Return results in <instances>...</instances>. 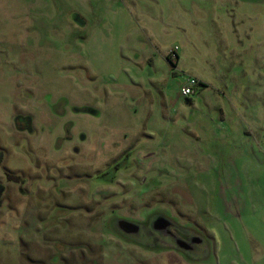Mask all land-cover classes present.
<instances>
[{"label":"rangeland","instance_id":"1","mask_svg":"<svg viewBox=\"0 0 264 264\" xmlns=\"http://www.w3.org/2000/svg\"><path fill=\"white\" fill-rule=\"evenodd\" d=\"M245 47L260 90L233 116L220 70ZM263 82L264 0H0V264H264ZM155 212L187 248L121 227Z\"/></svg>","mask_w":264,"mask_h":264},{"label":"crops","instance_id":"2","mask_svg":"<svg viewBox=\"0 0 264 264\" xmlns=\"http://www.w3.org/2000/svg\"><path fill=\"white\" fill-rule=\"evenodd\" d=\"M94 1L95 0H90V7H91V3L94 4ZM98 1H100V0H98ZM101 6H102V4H101ZM101 6H99V7H101ZM74 14H77L79 16V19L82 20V21H80L81 23L76 20V17H74ZM74 14H73V18H74L73 20L75 21L74 23L76 25H82V26H86L87 25V21L84 19V17L82 15L79 14V12H75ZM211 21H213V20H211ZM104 23H103V25H104ZM120 25H122V22H121ZM236 35H234V36L238 37V35L237 36ZM235 37L229 36V41L232 40L233 43H234V38ZM246 37L248 39H250L248 36H246ZM238 39H239V37H238ZM229 43H231V42H229ZM231 45L228 44L229 48H233L234 47L233 45L232 46ZM248 50L249 49L245 47L244 52L245 51L246 52L245 53L243 52L244 55L238 54V55H241V56L236 58L241 63L240 64L241 68L239 67V71L238 72H235V73L232 72V68H228L229 69V73H226V72H223V70H220V76H221L220 80L222 81L221 82L222 85H223L222 87L225 88L226 92H228V93H226V95L228 94L227 98L230 101V104L232 106V109L230 110V114L233 115V116H234V114L242 115L244 113V108L250 105V101L249 100H251L252 97H249V96H252V94H254L252 92H255L256 94L253 95L254 100H255V97H258V92H259L258 90H260V88H256L257 86L255 87L254 85H252V88H250V86L246 83L248 81V79L246 78L245 75H249V72L251 71V69L249 70V62L247 60H249V59L251 60V58H253L252 55H251V52L249 53ZM243 59L246 60V62H248V63H244V66L242 65V62H241V60H243ZM152 62H153V60H151V65H152ZM210 66H211V64H210ZM251 72L253 74V71H251ZM236 73L242 74L243 78H238L237 79V77H236L237 74ZM191 76L196 77L199 81L204 82L206 84V86L205 85L204 86H200V88L195 89L194 94H196L197 92H200V90L202 91L203 88H205V87L206 88L211 87L212 83L209 80L210 79L209 78L210 74L208 72H206V70H205V72H202V73L198 74L196 71H194V68H192ZM238 76H240V75H238ZM224 80H225V82H224ZM252 81L250 83H252ZM262 84H264V82ZM218 92H220V90H218ZM195 104H196L195 99L190 97V102L188 103V106H190L191 108H195L194 107ZM219 104H220V102L218 103V105L215 104L214 107H215V109L219 110L220 113H221V119L220 120L224 121V120H226L227 115H226V112L221 107L222 104H220V105Z\"/></svg>","mask_w":264,"mask_h":264},{"label":"trees","instance_id":"3","mask_svg":"<svg viewBox=\"0 0 264 264\" xmlns=\"http://www.w3.org/2000/svg\"><path fill=\"white\" fill-rule=\"evenodd\" d=\"M74 17H76V20L77 21H82V20H80L79 19V16L77 15V14H74ZM81 23V22H80ZM178 47V46H177ZM178 49H179V47H178ZM170 55V54H169ZM179 58V54H178V51H177V57H176V60ZM168 59L169 60H171V61H173L174 60V58H172L171 56H169L168 57ZM173 59V60H172ZM196 78V77H195ZM197 79V78H196ZM198 80V79H197ZM206 86V84L204 83V82H201V81H199L198 80V84H197V86L195 87V89H197V88H199L200 86ZM195 89H194V91H195ZM185 98V97H184ZM185 99H187V100H190V97H188V98H185ZM73 109L75 110V111H77V112H90V113H92V114H94V115H99L100 114V111L99 110H97V109H94V108H92V107H77V106H75V107H73ZM15 122H16V126H17V128L19 129V130H22V131H24V130H28V131H32V128H33V126H32V117L31 116H29V115H21V114H19V115H17L16 117H15ZM128 158V157H127ZM126 158V159H127ZM118 165H119V163H118ZM117 164H114V165H112L111 167H109L107 170H105V171H103L102 173H100L99 175H98V177L99 178H101V179H104V181H106V182H108V183H111V182H114L115 181V179H116V176H117V173L119 172V171H121L123 168H121V166L119 165L118 166ZM3 189V186L2 185H0V195L2 194V190Z\"/></svg>","mask_w":264,"mask_h":264},{"label":"water","instance_id":"4","mask_svg":"<svg viewBox=\"0 0 264 264\" xmlns=\"http://www.w3.org/2000/svg\"><path fill=\"white\" fill-rule=\"evenodd\" d=\"M153 227L157 225V230L156 233L158 236L161 234L164 235V238H174L177 237L178 242L176 243H167L165 246H171V247H176L177 249L181 248H187L188 245L190 244L189 242L187 243L185 240L180 237V228L175 227L173 223L170 221V219L167 216L164 215H158L153 219ZM141 226V225H140ZM139 224H136L135 222H130V221H123L121 222V227L130 233H136L140 229ZM179 235V236H177ZM180 246V247H179Z\"/></svg>","mask_w":264,"mask_h":264},{"label":"flooded vegetation","instance_id":"5","mask_svg":"<svg viewBox=\"0 0 264 264\" xmlns=\"http://www.w3.org/2000/svg\"><path fill=\"white\" fill-rule=\"evenodd\" d=\"M16 123V122H15ZM3 190V189H2ZM3 192V191H2ZM3 194V193H2ZM2 194L0 195V198H1V196H2ZM157 214V212H155V213H153L152 215H150L147 219H146V222L144 223V225L145 226H143V225H139L140 226V229H139V231L138 232H136V234L137 235H140L141 237L140 238H143V240H145V241H148L149 240V242H150V244L149 245H151L150 246V248H153V249H157V248H161V249H165V248H163L164 247V245L163 244H161V239H160V237L157 235V233H156V230H157V225H155L154 227H153V217H154V215H156ZM160 215H162V214H160ZM153 218V219H152ZM152 219V220H151ZM122 220V219H121ZM123 220H124V218H123ZM126 220H128V219H126ZM129 221V220H128ZM133 222V221H132ZM139 223H142V222H139ZM138 223V224H139ZM156 229V230H155ZM127 232V231H126ZM128 233V232H127ZM130 233V232H129ZM183 236V239H188V237L186 236V235H182ZM139 245H145L144 243H139ZM202 246V245H201ZM200 246V247H201ZM199 259H201V258H199Z\"/></svg>","mask_w":264,"mask_h":264},{"label":"built area","instance_id":"6","mask_svg":"<svg viewBox=\"0 0 264 264\" xmlns=\"http://www.w3.org/2000/svg\"><path fill=\"white\" fill-rule=\"evenodd\" d=\"M177 51H178V47L176 46L173 50L170 51V56L172 58H176ZM197 84H198V80L195 77L193 76L187 77L183 85L181 86L180 95L185 98L191 97V95H193L195 92L194 89L197 86Z\"/></svg>","mask_w":264,"mask_h":264}]
</instances>
